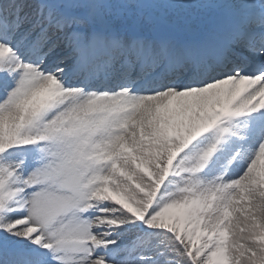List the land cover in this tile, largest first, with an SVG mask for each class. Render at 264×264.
I'll return each instance as SVG.
<instances>
[{
    "label": "snow or ice",
    "instance_id": "6c2138e0",
    "mask_svg": "<svg viewBox=\"0 0 264 264\" xmlns=\"http://www.w3.org/2000/svg\"><path fill=\"white\" fill-rule=\"evenodd\" d=\"M0 264H264V0H0Z\"/></svg>",
    "mask_w": 264,
    "mask_h": 264
},
{
    "label": "bare ground",
    "instance_id": "6f19581e",
    "mask_svg": "<svg viewBox=\"0 0 264 264\" xmlns=\"http://www.w3.org/2000/svg\"><path fill=\"white\" fill-rule=\"evenodd\" d=\"M235 215H236L237 218H239L240 220L243 219V214H242V213H236ZM241 227H243V224H241Z\"/></svg>",
    "mask_w": 264,
    "mask_h": 264
}]
</instances>
